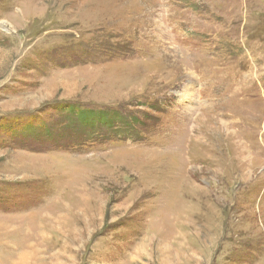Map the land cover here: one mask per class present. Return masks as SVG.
<instances>
[{"label":"rangeland","instance_id":"obj_1","mask_svg":"<svg viewBox=\"0 0 264 264\" xmlns=\"http://www.w3.org/2000/svg\"><path fill=\"white\" fill-rule=\"evenodd\" d=\"M0 264H264V0H0Z\"/></svg>","mask_w":264,"mask_h":264}]
</instances>
